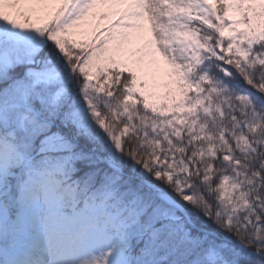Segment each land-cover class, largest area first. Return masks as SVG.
Here are the masks:
<instances>
[{"label": "snow or ice", "instance_id": "snow-or-ice-1", "mask_svg": "<svg viewBox=\"0 0 264 264\" xmlns=\"http://www.w3.org/2000/svg\"><path fill=\"white\" fill-rule=\"evenodd\" d=\"M0 264H264V0H0Z\"/></svg>", "mask_w": 264, "mask_h": 264}]
</instances>
